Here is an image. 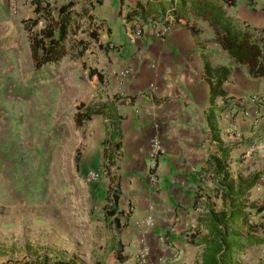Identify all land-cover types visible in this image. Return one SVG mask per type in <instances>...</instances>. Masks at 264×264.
<instances>
[{
  "label": "crops",
  "instance_id": "0c3cea01",
  "mask_svg": "<svg viewBox=\"0 0 264 264\" xmlns=\"http://www.w3.org/2000/svg\"><path fill=\"white\" fill-rule=\"evenodd\" d=\"M73 1L74 11L85 15L83 20L89 17L91 26H99V63L93 69L102 80L91 79L103 90L102 103L117 100L121 116L112 138L107 117L85 121L84 151L78 161L81 178L98 171L97 181L105 177L118 194L116 211L106 219L120 238L113 264H135L145 246L153 262L198 260L201 248L189 245L185 236L197 231L206 206L221 209L215 184L222 174L215 171L216 160H209L212 154L220 158L219 147L231 148L222 164L232 180L262 174L243 203L263 207L257 216L264 223V109L256 118V106L250 102L254 95L264 94V79L252 78L247 67L235 64L215 42L206 21L186 13L193 29L172 23L171 12L187 9L190 0ZM232 2L224 6L228 16L264 28V0ZM141 6L153 13L140 15ZM167 16L170 32L156 37L150 25ZM206 64L213 70H230L220 87L224 97L211 98L216 75L206 71ZM215 132L220 145L213 139ZM153 139L161 146L156 159L151 157ZM109 144L119 147L110 160L105 158ZM148 217L152 223L144 227L141 223Z\"/></svg>",
  "mask_w": 264,
  "mask_h": 264
},
{
  "label": "rangeland",
  "instance_id": "374dc122",
  "mask_svg": "<svg viewBox=\"0 0 264 264\" xmlns=\"http://www.w3.org/2000/svg\"><path fill=\"white\" fill-rule=\"evenodd\" d=\"M30 1L0 0V263L41 264L44 257L66 256L79 264H113L120 238L104 217L113 189L105 177L96 183L81 178L75 159L84 151L77 108L104 104L103 90L88 76L99 63L97 46L85 35L90 23L78 18L67 56L36 71L22 25L34 17ZM78 40L88 46L83 56ZM261 220L251 221L262 224L259 235ZM238 258L264 264V244Z\"/></svg>",
  "mask_w": 264,
  "mask_h": 264
},
{
  "label": "trees",
  "instance_id": "16d2710c",
  "mask_svg": "<svg viewBox=\"0 0 264 264\" xmlns=\"http://www.w3.org/2000/svg\"><path fill=\"white\" fill-rule=\"evenodd\" d=\"M52 0H31L32 12L34 17L25 20L22 25L29 35L30 56L33 67L36 71L60 62L69 51L67 40L73 32L76 34L80 30L77 19L85 17L83 14H77L74 11L76 3L73 0L55 6ZM232 0H190L189 7L174 9L172 15L175 24L189 25L186 13L195 20L206 21L214 34L215 42L225 51L229 58L237 65L245 66L252 78L264 79V28L256 29L249 25L227 15L224 6L231 7ZM140 15H150L153 12L148 7L138 8ZM88 20L89 17H86ZM157 16H153L151 21H155ZM162 19V18H161ZM43 22L41 29H34ZM167 25H170L166 23ZM99 26H91L85 31V35L90 42L98 44ZM78 54L83 56L88 46L82 40L75 44ZM207 72H214L216 82L211 86V98L215 96L224 97L220 91L223 81L227 78L230 70L226 67L211 69L208 64L205 65ZM89 78L95 77L98 81L102 77L96 69L88 70ZM117 100L108 103L89 107L79 106L74 115V122L77 128H81L85 121L92 116L107 117L109 119L110 138L113 136L119 119L116 110ZM213 139L220 145L218 132H215ZM109 144V153L105 150V158L111 159L114 151H118V144L112 147ZM231 152V148L219 147L220 158L212 154L209 160L215 159V171L222 174L215 184L216 197L220 200L221 209L216 211L212 206H206L200 213L197 231L185 236L186 241L193 247H200L201 253L195 264H241L238 256L245 249L264 244V238L258 234L262 224L251 222L255 216L263 211V207L258 206L257 202L244 204L248 198L249 191L258 183L262 174L257 173L248 178L238 177L236 180L230 178L228 172H223L224 162ZM77 163L80 154L75 157ZM210 162V161H209ZM207 162V164H209ZM107 170V167H105ZM105 176H108L106 172ZM217 175L215 174V179ZM111 187L110 189H113ZM107 199L112 206H106L104 211L105 219H110L116 211L117 192L110 191ZM246 228L245 234L240 233L241 228ZM204 234H201L202 232ZM61 260H50L47 257L42 258L41 264H79L73 257L62 256Z\"/></svg>",
  "mask_w": 264,
  "mask_h": 264
},
{
  "label": "built area",
  "instance_id": "2783aa9c",
  "mask_svg": "<svg viewBox=\"0 0 264 264\" xmlns=\"http://www.w3.org/2000/svg\"><path fill=\"white\" fill-rule=\"evenodd\" d=\"M171 18L167 16L165 20L161 23L153 22L151 26V30L156 37H163L167 35L170 30L171 26L167 25L166 23L170 24ZM138 36H141V32L138 33ZM250 102L255 104L256 106V118L260 117V113L264 109V94H257L250 98ZM151 157L156 159L161 152V146L157 139L151 140ZM100 178V173L98 171H89L86 175V180L88 182H95ZM152 223V218L148 217L142 222L141 224L145 226H149ZM150 249L148 247H143L135 256L134 263L135 264H162V261L153 262L150 259Z\"/></svg>",
  "mask_w": 264,
  "mask_h": 264
}]
</instances>
